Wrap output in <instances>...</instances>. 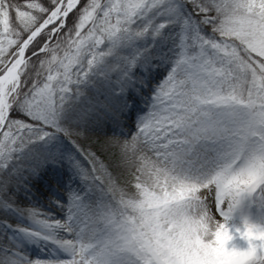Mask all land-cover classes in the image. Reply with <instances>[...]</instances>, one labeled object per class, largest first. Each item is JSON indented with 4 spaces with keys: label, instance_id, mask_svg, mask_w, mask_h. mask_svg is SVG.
I'll return each mask as SVG.
<instances>
[{
    "label": "snow or ice",
    "instance_id": "6c2138e0",
    "mask_svg": "<svg viewBox=\"0 0 264 264\" xmlns=\"http://www.w3.org/2000/svg\"><path fill=\"white\" fill-rule=\"evenodd\" d=\"M0 214V264H264V0H0Z\"/></svg>",
    "mask_w": 264,
    "mask_h": 264
},
{
    "label": "bare ground",
    "instance_id": "6f19581e",
    "mask_svg": "<svg viewBox=\"0 0 264 264\" xmlns=\"http://www.w3.org/2000/svg\"><path fill=\"white\" fill-rule=\"evenodd\" d=\"M112 136V133L110 130L107 131V135L105 134V132H100V131H94V132H89L87 134V136H81L79 138H75L77 139V142L80 143L85 149L87 148L85 141L86 140H92V141H96L99 145V148L97 147H93L90 149V151L95 152L96 150H99L101 147H106L105 145V141ZM87 150V149H86ZM89 151V150H88ZM102 153L98 154V156H100L102 158ZM119 157L117 158L116 164L111 165V169L113 171H118L119 169L117 168V165L119 164ZM109 163V162H106ZM45 205L47 204V202L44 203ZM22 207H34L36 209V211L38 212H44V213H50L53 214V209L50 210L48 207L42 206L40 204L37 205H22ZM0 218H2V214H0ZM44 218V217H41ZM57 219H62V217L60 216H56ZM10 223H13L14 226H16L17 222L13 221V220H9ZM21 227L27 226V225H19ZM24 255H27L29 257V259L31 260H36V259H44L45 254L43 252H40L38 249H34V248H29L24 252Z\"/></svg>",
    "mask_w": 264,
    "mask_h": 264
},
{
    "label": "rangeland",
    "instance_id": "374dc122",
    "mask_svg": "<svg viewBox=\"0 0 264 264\" xmlns=\"http://www.w3.org/2000/svg\"><path fill=\"white\" fill-rule=\"evenodd\" d=\"M85 144L87 146V150L90 151L91 148L93 147H97L99 148V145L96 141H92V140H86L85 141ZM111 149H108L106 147H101L99 150H96L95 153L98 155V154H103L102 155V158L105 159L106 162H109L111 165H114L116 164V161H117V158H118V155H111ZM47 202V201H44V203ZM56 210L53 209V213L55 214ZM67 238V237H65Z\"/></svg>",
    "mask_w": 264,
    "mask_h": 264
}]
</instances>
